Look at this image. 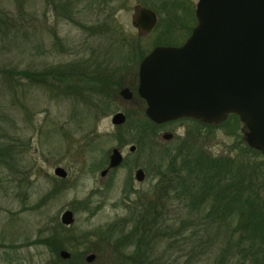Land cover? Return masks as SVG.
I'll return each instance as SVG.
<instances>
[{"label":"rangeland","instance_id":"374dc122","mask_svg":"<svg viewBox=\"0 0 264 264\" xmlns=\"http://www.w3.org/2000/svg\"><path fill=\"white\" fill-rule=\"evenodd\" d=\"M102 3L105 4L106 14L109 13L110 18L126 34L135 37L139 36L133 24L137 7L147 6L158 10L168 6L167 0H105ZM97 8V1L93 0H0V69L17 72L48 69V66L87 57L92 50L93 58L104 60L106 55L103 48L110 38L100 35L95 28L96 23L99 24L105 16ZM163 25L158 27L159 32L164 33ZM147 43L148 40L146 42V38L142 37V47L146 50ZM118 63L113 60L108 64L113 68L119 66ZM121 66V71L117 68V74L122 76L120 81L135 91L137 64L133 55ZM40 79L29 80L17 73L10 75L0 72V143L12 145L10 162L14 166L10 169L0 165V264L7 262L6 257L9 256L4 255L6 251L12 258L8 264L41 263L38 258H32L36 249L27 246L25 241L39 237L40 227L46 221L59 220L63 209L73 207L77 199H83L92 187L93 190L96 187L102 188L109 180L108 176L100 177L98 167H93V173H88L75 160L77 157L74 150L78 147V141L72 142L70 138L78 139L87 131V127L82 124L79 129V125L72 119L74 110L76 107L81 108V104L62 96H50L41 86ZM110 81L112 79L107 82ZM93 97V100L98 99L99 95L93 94ZM121 99L119 95L113 109L106 114L97 117L93 113V147L97 146L93 160L99 159V162L104 163L114 147L122 148L126 145L124 153L137 160L140 167L146 164L151 169L152 162L147 165L151 159L149 154L158 158L157 151L172 149L186 136L184 139L192 144L190 146L193 150L196 146L213 155L239 156L250 168L257 163V174L260 179H264V164L261 163L264 155L260 150L256 154L247 148L241 135L242 129L246 130L242 122L232 121L228 126L219 124L206 127L204 135L201 134V128L188 132L185 124L184 127L180 123L170 125L169 129L177 133L171 142H156L157 145L148 141L144 150L140 147L139 151L130 152L128 147L133 144L132 137L138 134L135 126L145 112L141 102L127 103ZM124 110L128 115L127 124L134 126V131L123 129L125 123L121 124V128L111 123L112 115ZM163 130L161 126L157 128V137ZM83 149V146L78 148L81 151ZM85 150L88 164L90 158L87 147ZM58 165L68 171L64 180L54 175V167ZM126 177L127 168H120L112 186H106L100 196L93 195V209L97 201L104 204L93 215V228L103 227L97 228L96 234L105 232L104 229L112 224L108 222L118 221L116 218L125 213L122 206L114 204L122 196L120 190ZM156 179L148 176L144 183H135V186L149 195L155 191L153 187ZM262 193L264 197V188ZM171 202L165 208L168 214L162 215L166 223L170 222L171 217L176 219V213L179 212L178 201ZM181 212L180 217H186V211L183 209ZM76 220L77 223L86 221V212H77ZM231 226L223 228L210 224L187 242L183 241L185 235L162 238L157 230L152 240L147 238V243L135 250L134 245L125 242L120 245L99 242L93 248L99 253H152L161 264H264V257L256 251L257 247L251 249L248 244L237 247V235L227 231ZM222 253L227 254V257L223 258Z\"/></svg>","mask_w":264,"mask_h":264},{"label":"trees","instance_id":"16d2710c","mask_svg":"<svg viewBox=\"0 0 264 264\" xmlns=\"http://www.w3.org/2000/svg\"><path fill=\"white\" fill-rule=\"evenodd\" d=\"M94 1H97V9L101 13H105L103 20L99 24L96 23L95 28L100 35L110 38L103 48L106 55L104 60L93 58L92 50L87 57L48 66V69L34 70L33 72L0 69L3 74L17 73L29 80L36 81L37 78H41L39 80L42 82L41 86L50 96H62L81 104V108L76 107L74 110L72 119L79 125V129L82 128V124L87 127V131L78 139L70 138V141H78V147L74 150L77 157L75 160L79 161L81 167L84 168L82 169L88 170V173H93V167H99L103 163L99 162V159L93 160L94 151L97 148V146L93 147V113L98 117V115L109 112L113 109L114 101L119 97L120 90L123 87H128L120 81L122 76L117 74V68L121 71L123 68L121 65H125L131 55L137 64L147 54V50L142 47L141 37L129 36L114 19L110 18L109 13L106 14L105 4L102 3L105 0ZM115 51L116 53H114ZM122 51L123 53H121ZM113 60L118 61L119 66L110 68L108 63H112ZM111 79L112 81L107 82ZM93 94H98L99 98L93 100ZM135 96H138L136 91ZM126 117V125H123V129L133 131L134 126L131 127L130 124H127V114ZM140 119L139 124L135 126L138 129V134L132 137V142L137 143L138 147H142L144 150L148 141L158 142L157 128L163 123L152 121L146 114ZM87 121L88 125L85 124ZM232 121L241 122L236 114H228L221 122L208 124V127L219 124L228 126ZM113 135L116 138V134ZM184 138L170 150L157 151L158 158L149 154L151 159L148 160L147 165L150 162L152 165H150L151 169L148 166L149 169L146 171L148 174L157 175L159 181L154 185L153 202L147 198L146 204L156 206L160 210V218L153 217L152 222L156 220L153 227L146 226L138 231L139 234H135L140 238V243L146 244L147 236L152 240L154 238L152 236H155L157 230L162 238L185 235L183 241L187 242L199 230H205L210 224L223 228L231 224L232 226L227 231L237 235V247L242 244H248L251 249L257 247L256 251L262 253L264 257V197L262 193L264 179H260L257 174V163L255 167L250 168L239 156L238 158L213 155L202 147L196 146L193 150L190 146L192 144ZM82 146L84 149L78 150ZM86 147L88 158H90L88 164L85 160ZM247 148L256 154L259 153V150L248 146ZM11 151L10 143H0V165L10 169L14 167L10 162ZM261 163L264 164L263 159ZM86 164L87 169L85 168ZM171 200L178 201L177 210L179 212L176 213V219L171 217L170 222L166 223L162 219V215L168 214L165 212V208ZM183 209L186 211V217L181 218ZM167 217L170 216L167 215ZM195 229L197 230L195 231ZM140 246L141 244L136 246V249ZM221 256L226 258L227 254L222 253Z\"/></svg>","mask_w":264,"mask_h":264},{"label":"water","instance_id":"95a60500","mask_svg":"<svg viewBox=\"0 0 264 264\" xmlns=\"http://www.w3.org/2000/svg\"><path fill=\"white\" fill-rule=\"evenodd\" d=\"M200 5L204 11L181 47L155 48L141 62L137 93L146 102V115L157 123L190 117L217 124L236 114L248 129L249 146L264 155V0H200ZM155 23L152 10H137L138 29L148 32ZM119 94L125 100L133 96L127 87ZM125 121L121 111L111 117L113 125ZM162 137L168 140L172 133ZM120 158L114 148L110 165ZM54 173L67 175L62 167ZM136 175L141 180L143 171ZM61 220L72 221V212L66 210Z\"/></svg>","mask_w":264,"mask_h":264},{"label":"flooded vegetation","instance_id":"af4514ba","mask_svg":"<svg viewBox=\"0 0 264 264\" xmlns=\"http://www.w3.org/2000/svg\"><path fill=\"white\" fill-rule=\"evenodd\" d=\"M199 1L200 0H167L168 6L165 5L162 7V9L158 10L147 6L137 7V10L141 7L152 10L156 15V23L154 27L148 32L142 31L137 28L138 35L141 36V38H146V42L148 40V45L146 44L147 54L137 63L136 75L134 80V83L136 84V92L140 82V65L143 59L155 48L167 46L181 47L187 41V39L193 32V29L197 25L198 12L204 11L203 6H198ZM137 10L135 16L137 14ZM162 23H164L162 27V29L164 28V33L159 32L158 30L159 25L161 27ZM129 89L133 93L132 98L129 100H125L121 97V101L123 102L125 100V102L127 103L141 102L140 104H143V110L146 114L145 100L139 95L135 96L134 88ZM121 112H123L126 116L127 112L125 110ZM162 123L163 125L161 127L164 130L161 131V133L158 134L157 137V143L161 144L171 142L177 136L175 130L169 129L170 125L180 123L183 126V124H185L186 130L188 132L195 128H201L202 135L205 134L204 130L206 127H208L207 123L190 117L179 118ZM242 124L243 126H245L243 122ZM245 128L246 130L242 129L241 135L243 136L242 139H244L245 143L249 146L246 141V133L248 129L246 126ZM165 132L172 133V137L168 140H165L162 137L163 133ZM132 145L135 147L134 150H130V146ZM125 146L126 145L122 146V148L121 146L114 147L118 149L119 153L121 154L120 161L116 165H110V156L112 154V151H110L109 158L104 163H101V165L98 167L100 169V177L103 178L105 176H108L109 178L108 182L104 184V187H96L94 188V190L92 187L89 193L85 196L86 198L84 197L81 200L77 199V202L73 207L71 206V208L63 209L60 212L61 214L59 216V220H51L50 222L46 221V223L40 227L41 232L39 237L29 238L27 241H25V244L27 246L36 249V251L32 254V258H38L41 261V263L38 264H161L159 262V258H157V256L152 253L149 254L145 252L135 251L124 253H99L93 248V245L99 242L115 245H120L125 242L128 245H134L135 250L136 246H138L139 244H145L144 242L140 243V238L135 234L138 233L140 229H144L146 226L153 227L156 224L154 223L156 222V220L152 222L153 217L156 219L160 218V210L154 205L150 206L146 204L147 198L150 199L151 202H153L152 197H154L155 191L152 194L146 195L144 191L139 190L135 186V183H144L145 179L148 176H152L154 178L157 177L156 180L158 182V176L155 174H148L146 170H148L149 168L146 166V164L143 165L142 168L140 167V164L137 163V160H133V158L124 153L123 148ZM128 150L130 152H134L135 150L139 151L140 148L138 147L137 143L133 142V144L129 145ZM56 167L62 166H55L54 169ZM122 167L127 168V177L122 181V188L120 190L122 192V196L119 201L115 202L114 205L122 206L125 213L116 218L118 219V221L113 220L111 222H108L112 224L110 227L108 226L104 229L105 232H101L100 235L96 234L97 228L102 226H95L93 228V215L97 213L104 204H102L103 202L101 201H97L98 203L96 202L97 204H95L93 209V195L100 196L103 194L102 191L106 186H112L117 170ZM64 169L67 172V175L65 177H61L59 175H56L55 173L54 175L64 180L68 176L67 169ZM138 170L143 171V178L141 180L138 179L136 175ZM103 171H105V174L102 175ZM66 210L72 212V221H70L69 223H64L61 220L62 214ZM80 210L86 212L87 219L84 222H80L81 225L80 223H77L76 220V213ZM125 228L127 229L126 232ZM9 246L12 251L11 244H9ZM100 248H102V244H100ZM62 251H66L68 255L66 257L62 256ZM8 253L9 252L6 251L4 254L5 256H9L6 257L7 262L5 264H8L12 261V258Z\"/></svg>","mask_w":264,"mask_h":264}]
</instances>
